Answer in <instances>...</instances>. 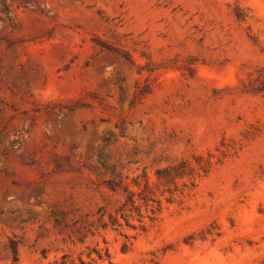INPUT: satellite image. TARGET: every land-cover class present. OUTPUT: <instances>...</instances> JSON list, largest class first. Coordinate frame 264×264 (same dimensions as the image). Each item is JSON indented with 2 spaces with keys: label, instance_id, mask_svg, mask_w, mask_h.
<instances>
[{
  "label": "rangeland",
  "instance_id": "obj_1",
  "mask_svg": "<svg viewBox=\"0 0 264 264\" xmlns=\"http://www.w3.org/2000/svg\"><path fill=\"white\" fill-rule=\"evenodd\" d=\"M196 155L166 201L157 170ZM146 182L147 231L97 229ZM11 240L17 264H264V0H0V264Z\"/></svg>",
  "mask_w": 264,
  "mask_h": 264
},
{
  "label": "trees",
  "instance_id": "obj_2",
  "mask_svg": "<svg viewBox=\"0 0 264 264\" xmlns=\"http://www.w3.org/2000/svg\"><path fill=\"white\" fill-rule=\"evenodd\" d=\"M197 161L199 167L192 165L190 159L182 160L179 163L161 168L157 170V182L158 190L161 195L165 196L166 201H174L176 197L184 195L187 189H192L196 182L195 179L203 174L201 172H207L209 166L202 165V155H196L193 157ZM187 179L182 184L179 180ZM112 188H116L118 183L110 181ZM162 187V189H160ZM162 199L157 195L153 186L146 182V184L138 192L127 191L124 202L116 209L115 212L109 213L108 218L105 219L103 213L100 224L97 229L112 228L115 230L126 224L129 228L137 230L138 232H145L148 228L158 220L160 213L162 212ZM136 220L138 223L134 222ZM10 251L12 254L13 264H17L19 261V249L18 243L10 241ZM44 252V251H43ZM98 258H102V251L96 250ZM87 258L82 255L75 258L71 253H64L58 258L48 260L42 264H95L97 257L93 255V251H89L86 254ZM46 257V253H44Z\"/></svg>",
  "mask_w": 264,
  "mask_h": 264
}]
</instances>
